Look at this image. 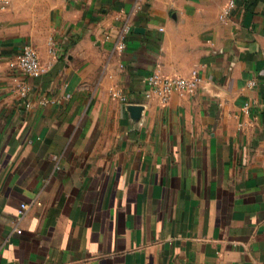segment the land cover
Returning <instances> with one entry per match:
<instances>
[{"label": "crops", "instance_id": "1", "mask_svg": "<svg viewBox=\"0 0 264 264\" xmlns=\"http://www.w3.org/2000/svg\"><path fill=\"white\" fill-rule=\"evenodd\" d=\"M0 264H264V0H0Z\"/></svg>", "mask_w": 264, "mask_h": 264}, {"label": "built area", "instance_id": "2", "mask_svg": "<svg viewBox=\"0 0 264 264\" xmlns=\"http://www.w3.org/2000/svg\"><path fill=\"white\" fill-rule=\"evenodd\" d=\"M229 7H227L221 14V17H225L229 13ZM129 28H124L117 39L118 50H123L126 46L127 34H129ZM10 65L26 76L37 78L44 73V67L41 65L37 52L31 44H24L20 49L16 58ZM200 81L199 74L196 70H193L188 78L178 76H165L159 73L147 74L144 78L145 89L143 95L146 98L156 96L160 101L166 102L172 92H193L197 88ZM249 86H254V81L248 82ZM112 95L117 97L120 101L126 102V97L120 90H113ZM27 204L21 203L17 213V220H20ZM16 229V228H15ZM17 233H20V229H16Z\"/></svg>", "mask_w": 264, "mask_h": 264}, {"label": "water", "instance_id": "3", "mask_svg": "<svg viewBox=\"0 0 264 264\" xmlns=\"http://www.w3.org/2000/svg\"><path fill=\"white\" fill-rule=\"evenodd\" d=\"M135 31H141L140 29H135ZM125 109L131 113H133V111L135 110H138L139 109V106H136V105H126L125 106Z\"/></svg>", "mask_w": 264, "mask_h": 264}]
</instances>
